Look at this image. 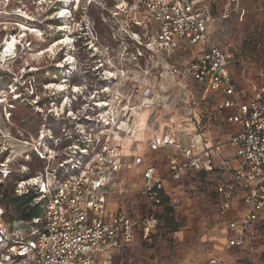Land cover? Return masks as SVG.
Listing matches in <instances>:
<instances>
[{
	"label": "rangeland",
	"instance_id": "rangeland-1",
	"mask_svg": "<svg viewBox=\"0 0 264 264\" xmlns=\"http://www.w3.org/2000/svg\"><path fill=\"white\" fill-rule=\"evenodd\" d=\"M128 1L84 0L76 8V2L70 0H0V162L1 155H5L4 160L8 157L10 169L15 171L7 181L0 182V204L7 220L21 215L12 204L3 201L5 197H15L16 175L36 177L43 174L47 165L34 157L18 158L22 153L15 154L21 151L16 143L33 144L39 149L44 132L49 130V134L60 138L62 124L75 128L74 122L85 124L84 128L81 125L77 128L86 131L81 133L82 138L91 140L103 128L100 115L111 107L122 108L123 98L131 94L144 72L151 68V53L145 47L151 31L131 25L125 16L113 15L116 5ZM203 1L215 18L222 16L230 3V16L216 25V39L236 56L238 82L250 95L264 73V0ZM62 9H69L68 18L60 17ZM137 34L142 37L143 46L139 45ZM66 38L71 44H57ZM12 40L17 47L3 58L6 44ZM173 55L161 58L169 64L190 59L187 55ZM135 100L136 96L132 102ZM173 102L174 99L163 100L162 106L171 109ZM107 104L109 108L105 107ZM135 105L136 102L131 107ZM167 110H163L162 118L170 126L172 122L178 125L179 117L194 116L192 112ZM202 129L214 146L225 143L207 122H202ZM77 141L73 139L74 147L78 146ZM60 154L68 159L73 152L65 150ZM136 154L140 155L139 151ZM148 156V162H153L167 176L161 166L166 153ZM216 173L207 176L203 172H188L179 187L169 181L168 206L174 213L168 215L164 207L149 210L150 205L141 194L142 171L129 169L124 175L127 187L122 194H116L115 202L131 211L134 220L156 214L161 224L150 240L144 241L139 236L113 262L196 264L195 258L201 253L198 241L201 219L213 212L212 208L211 211L204 208L210 206L208 201L213 198L210 187L215 185L212 179Z\"/></svg>",
	"mask_w": 264,
	"mask_h": 264
},
{
	"label": "built area",
	"instance_id": "built-area-1",
	"mask_svg": "<svg viewBox=\"0 0 264 264\" xmlns=\"http://www.w3.org/2000/svg\"><path fill=\"white\" fill-rule=\"evenodd\" d=\"M228 7L219 18L220 22L230 16ZM114 9V17L125 16L131 25L151 31V39L145 45L151 53V68L144 72L143 79L133 87L131 94L123 98L122 108L111 107L100 115L103 128L91 140L82 138L81 133L86 131L77 128L78 125L84 128L85 124L76 125L74 122L75 128L62 124L60 138L49 134V130L44 132L39 149L33 144H21L32 147L47 165L43 174L19 181L15 193L21 196L34 190L37 198L33 205L41 207L42 215L26 225L10 226L4 222L5 211L0 206V264H115L98 262L97 254L103 248L118 245L114 240L117 236L129 244L136 224L130 215L124 213L114 215L111 220L104 217L106 197L102 188L105 176L125 168L118 160L120 146L112 141V137L124 115L158 107L150 73L160 69L163 54L171 56L180 44L198 48L193 62L184 66L169 65L164 74L174 83L193 80L203 86L202 101H206L211 92L223 94L226 100L217 106L218 112L221 114L235 108L236 114L229 117L228 122L241 126V131L231 140L237 147L239 167L233 173V181L218 188L223 198L222 216L231 210L237 189L246 193L245 203L250 208L247 215L229 223L230 229L238 235L229 242L230 247L244 245L241 237L255 242L260 230L264 233V218L261 228L257 225L264 211V83L254 88L252 100L240 103L230 73L236 56L228 48L211 44L208 14L199 8L196 0H130ZM136 36L139 45L143 46L142 37ZM134 96L136 100L132 102ZM135 102L137 105L131 107ZM105 107L109 108L108 104ZM73 139H78L77 147L72 145ZM73 147L74 150H70ZM166 147L177 148L183 159L169 158L174 180L179 181L186 169L196 171L202 168L201 154L182 148L170 135H156L150 144L152 151ZM65 150L73 152L68 159L60 154ZM9 165L7 161L0 163V182L10 176ZM134 165L144 166V161L138 158ZM143 177V194L154 205L161 206L163 180L156 176L152 167L145 168ZM157 224L155 218L141 223L145 239L157 229Z\"/></svg>",
	"mask_w": 264,
	"mask_h": 264
},
{
	"label": "crops",
	"instance_id": "crops-1",
	"mask_svg": "<svg viewBox=\"0 0 264 264\" xmlns=\"http://www.w3.org/2000/svg\"><path fill=\"white\" fill-rule=\"evenodd\" d=\"M196 1L199 8L205 10L208 14V39L211 44L221 49H227L228 47H224L220 41L216 39V25L222 23L219 21L221 15L215 18L212 15L210 6H207L203 0ZM197 49L198 48L194 46L188 47L184 44L178 45L173 53L174 55L172 54L173 57L179 54L181 57L187 55L190 59L183 61L179 60L170 64L162 61L160 69L153 71L152 77L149 79L150 83L154 86V96L158 102V107L156 109L144 110L143 112L134 110L124 115L118 123L113 137L110 135V139L113 138L112 141L120 146L118 160L125 165V168L120 172H111L105 176V183L102 188L106 197L104 217L106 220H111L114 215L124 213L130 215L132 221L136 225L134 227L133 240L129 244L124 243L123 239L117 236L114 240L118 245L103 248L97 254L96 260L100 263L111 261L116 264V262H113L114 258L118 257L124 250L129 249L139 236L143 238L144 241H147L148 239L150 240L153 233L158 230L161 224L160 216L156 214H147L146 217L134 220L131 211L121 208L118 203L115 202L116 194H122L127 187V178H125L124 175L129 169H140L143 177L145 168L152 167L155 170L156 176L163 180V205L159 207L154 205L148 197L143 194L145 185L144 177L141 194H143L145 201L149 203V210L164 207V213L168 215L174 213L173 210L172 212H167L164 206V204H168L169 201V192L171 191V188L168 186L169 181L173 184H177L179 187L185 180V175L188 172H203L207 176L213 174V172H217L212 179L215 185L210 187V191L213 192V198H210L208 201L210 206H207V209L204 208L205 211H211L213 209V212L208 218L201 219L203 224H201V234L198 240L201 253L195 258L196 264H218L220 262L224 264H264V233L261 230L255 242H248L245 237H241L244 241V245L230 247L229 242L235 236L238 237V235L230 229L229 223L233 220H239L250 211L249 206L245 203L246 193L241 189H237L235 191V198L231 203V210L225 214V216L220 214L223 198L219 194L218 188L222 185L230 184L234 179L233 173L239 167L237 147L231 140L241 131V126L233 122H228L229 117L236 114V109L230 108L220 114L217 106L226 100L223 94L211 92L207 94L206 101H202V96H204L205 93L203 86L193 80H184L174 83L164 74L169 65L177 64L179 66H184L193 62ZM163 55L166 56L165 54ZM170 57L171 56L168 58ZM230 73L232 74L235 90L240 97V103L245 104V102L252 100L254 91L249 95V93L242 90L240 87L237 78L238 70L236 60L234 65L230 68ZM262 83H264V73L261 74L260 83L253 86V90L255 87L261 86ZM168 99H174L171 109L162 106V101H167ZM167 109L169 111L172 110L173 113H178L179 111L192 112L194 116L187 119H181V117H179L180 122L178 125L172 122V126H170V124L163 123L162 118L163 110ZM202 122H207L210 127H215L218 137L221 136L225 143H218L214 146L212 144V139L208 138L203 132ZM156 135H170L179 142L182 148L192 149L194 154L200 153L204 161L202 168L196 171L190 168L186 169L182 173V178L179 181L174 180L173 176H171L169 158L173 157L179 161H183V159L177 148L166 147L158 151H152L150 144ZM137 151H139L140 155L136 154ZM162 152L166 153V160L162 159L161 166L167 176H164L162 171L159 170L153 162H148L147 160H150V156L148 155ZM138 158L144 161V166L137 167L134 165ZM119 189L121 190L119 191ZM168 208L170 207L168 206ZM150 218L157 219V229L152 231L149 237L145 239L141 223ZM263 218L264 211L261 215L259 224H257L258 228H261V221ZM186 264L193 263L187 262Z\"/></svg>",
	"mask_w": 264,
	"mask_h": 264
},
{
	"label": "trees",
	"instance_id": "trees-1",
	"mask_svg": "<svg viewBox=\"0 0 264 264\" xmlns=\"http://www.w3.org/2000/svg\"><path fill=\"white\" fill-rule=\"evenodd\" d=\"M50 121V119L48 118L47 122ZM54 135V134H53ZM16 146L17 148H19L21 151L17 150V153L15 154H18L19 152L22 153L21 156H19L18 158H21L22 160H24V158H26V155H29L30 159L32 157L36 158L38 161H41L39 159V157L37 156L35 150L30 147V146H23V145H19L16 143ZM15 156H18V155H15ZM5 158V155H1V160L4 162V161H7L9 163V158L6 157V159L4 160ZM1 161V162H2ZM28 160H26L25 162H27ZM0 162V163H1ZM2 162V163H3ZM12 170V169H11ZM13 171V170H12ZM10 172V176L11 174H14L15 171L13 172ZM17 174V173H16ZM10 176L6 179V181L10 178ZM17 178H16V184L15 186L17 185V183L19 181H21V179H27V177H31V176H27V177H21V175H16ZM14 192H15V189H14ZM36 197V193L34 190H29V192L25 195H17L15 193V197L13 198H10L8 199L7 197L3 198L4 202H8L10 205L12 204V206L14 207L15 210H17L21 215L20 217H17V218H14V219H11V220H7V214H6V211H5V217H4V220L6 222L7 225H15V224H21V225H26L28 224V222H31L33 219L35 218H39L41 215H42V210H41V207L38 206V205H33V202L35 200ZM166 202V201H165ZM163 205V204H162ZM168 204H164L165 206V210L167 212H172V210L170 208H168V206H166ZM0 206H2L0 204Z\"/></svg>",
	"mask_w": 264,
	"mask_h": 264
},
{
	"label": "bare ground",
	"instance_id": "bare-ground-1",
	"mask_svg": "<svg viewBox=\"0 0 264 264\" xmlns=\"http://www.w3.org/2000/svg\"><path fill=\"white\" fill-rule=\"evenodd\" d=\"M71 2H72V0H70ZM76 1V4H77V6H76V8H78V6L84 1V0H75ZM89 2H91V1H93V0H88ZM69 10V9H68ZM68 10H66V9H62V11H61V13H60V17H62V18H64V19H66V18H68L67 17V14L69 15V11ZM57 15V14H56ZM70 18V17H69ZM67 27V26H66ZM63 30V29H62ZM69 30V29H68ZM67 31V30H66ZM14 38V37H13ZM71 41H70V39L69 38H66L65 40H60V41H58L57 42V44L58 45H62V44H65V45H69V44H71L70 43ZM15 43H16V41L15 40H12L11 42H7V46H6V50H4L5 52L3 53V58L4 57H7V55L8 54H12L13 52H14V50H15V48L17 47L16 45H15ZM5 45V44H4ZM2 56V55H1ZM2 59V58H1ZM76 92V91H75ZM145 117V116H144ZM143 117V118H144ZM140 120V119H139ZM141 121V120H140ZM142 122V121H141Z\"/></svg>",
	"mask_w": 264,
	"mask_h": 264
}]
</instances>
